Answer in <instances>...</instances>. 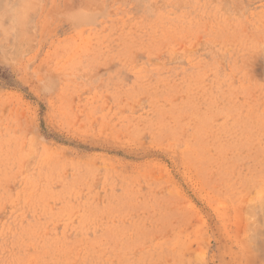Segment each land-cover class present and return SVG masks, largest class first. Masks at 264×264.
Returning <instances> with one entry per match:
<instances>
[{
    "label": "rangeland",
    "instance_id": "1",
    "mask_svg": "<svg viewBox=\"0 0 264 264\" xmlns=\"http://www.w3.org/2000/svg\"><path fill=\"white\" fill-rule=\"evenodd\" d=\"M0 264H264V0H0Z\"/></svg>",
    "mask_w": 264,
    "mask_h": 264
},
{
    "label": "bare ground",
    "instance_id": "2",
    "mask_svg": "<svg viewBox=\"0 0 264 264\" xmlns=\"http://www.w3.org/2000/svg\"><path fill=\"white\" fill-rule=\"evenodd\" d=\"M29 1H30V0H29ZM28 8H29V7H28ZM21 9H22V8H21ZM23 10H24V9H23ZM24 12H26V11H24ZM24 12H23V13H24ZM19 17H21V16H18V18H19ZM22 17H23V16H22ZM22 17L20 18V21H21V19H24V18H22ZM17 21H19V19H17ZM20 21H19V24H20V25H23L24 22L21 21V22H23V23L21 24ZM23 26H24V25H23Z\"/></svg>",
    "mask_w": 264,
    "mask_h": 264
}]
</instances>
